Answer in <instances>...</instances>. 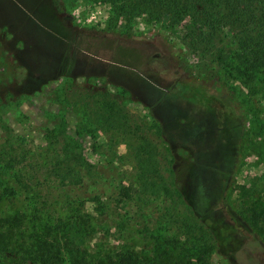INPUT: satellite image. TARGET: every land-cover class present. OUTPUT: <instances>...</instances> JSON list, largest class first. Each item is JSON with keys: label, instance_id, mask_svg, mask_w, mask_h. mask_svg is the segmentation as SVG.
<instances>
[{"label": "rangeland", "instance_id": "rangeland-1", "mask_svg": "<svg viewBox=\"0 0 264 264\" xmlns=\"http://www.w3.org/2000/svg\"><path fill=\"white\" fill-rule=\"evenodd\" d=\"M178 1L0 0V146L24 158L0 215L69 222L95 264H264V74L239 71L235 44L221 60L226 26L195 40L207 0ZM210 74L215 102L197 103ZM66 141L85 179L61 186L48 169Z\"/></svg>", "mask_w": 264, "mask_h": 264}, {"label": "trees", "instance_id": "trees-1", "mask_svg": "<svg viewBox=\"0 0 264 264\" xmlns=\"http://www.w3.org/2000/svg\"><path fill=\"white\" fill-rule=\"evenodd\" d=\"M58 1L56 0V3ZM207 2L204 24L209 30L207 32H196L195 30L192 33L195 40L199 43L213 45L215 42L220 43L216 40L219 30L226 26L230 36L226 40L227 45L220 50L219 55H224L221 60L226 61L225 59L234 50L227 48L228 45L235 44L239 71L245 73L250 79L254 78L255 73L264 74V0H207ZM179 3L180 0L178 5ZM210 75V78H201L200 84L190 94V97H193L197 103L215 102L213 101L215 95L208 91L207 86L210 80V86L218 84V80L216 74ZM224 86V83L215 85L219 89ZM192 87L195 88L194 85L185 83V91ZM171 89L172 87L165 90V94H168ZM232 105L222 103L223 113L227 119H230L233 114ZM66 142L54 153L51 169H48V175H54L61 186L78 184L85 179L82 171L85 159L71 148L69 141ZM13 149L11 141L4 142L0 146V207L5 201L16 198L19 192L16 186L8 185L5 178L10 169L24 160L22 156L13 154ZM29 165L33 172L26 168L11 173V176L20 183L21 187L31 186L39 172L38 169L35 170L34 164ZM90 175H93L92 169ZM37 221L40 225L38 227L34 225L33 228L28 225L20 212L14 215H0V264H95V259L92 256H87L85 252L78 255L73 253L69 222L59 224L48 219L42 213L37 216ZM66 249L68 252L65 251ZM209 253L210 250L206 248L200 252L199 258L203 261L206 260ZM109 259L110 261H101V263L136 264L137 261L133 252L122 253L118 259L112 257Z\"/></svg>", "mask_w": 264, "mask_h": 264}]
</instances>
